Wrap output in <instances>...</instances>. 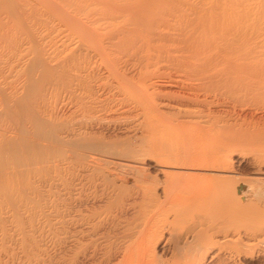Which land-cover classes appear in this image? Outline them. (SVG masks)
<instances>
[{"label": "bare ground", "instance_id": "bare-ground-1", "mask_svg": "<svg viewBox=\"0 0 264 264\" xmlns=\"http://www.w3.org/2000/svg\"><path fill=\"white\" fill-rule=\"evenodd\" d=\"M36 2L74 47L62 125L31 112L41 51L0 94V264H264V0ZM131 108L164 154L106 140Z\"/></svg>", "mask_w": 264, "mask_h": 264}, {"label": "rangeland", "instance_id": "rangeland-1", "mask_svg": "<svg viewBox=\"0 0 264 264\" xmlns=\"http://www.w3.org/2000/svg\"><path fill=\"white\" fill-rule=\"evenodd\" d=\"M10 1H11V3H10ZM55 1H58V0H55ZM74 1L75 0H71V1L67 0V3L74 4ZM76 1H79V4H80L84 0H81V1L76 0ZM34 2H36V0H31V1L30 0H23V1L22 0H20V1L0 0V38H1L0 39V94L2 95V93L3 94L6 93L5 95H2L1 97L4 96L5 101L6 102L9 101L10 104H8V105H11L15 99L19 98L20 95H22L21 93L25 94L24 93L25 88L27 86H29V82L26 83L28 81V78H29L26 70L29 67L32 59L33 58L35 59L37 54L41 51L39 53L41 56L38 55L37 57L38 58L40 57L39 59L41 60V62L43 60V59H41L42 57L44 58L45 62H47L48 60L49 61L47 63H45L43 61V63H45L46 65L44 64L45 65L44 66V65H42L43 63H41L40 67L36 70V73L34 74L35 78H34V80H32V82H33L32 91L34 93L31 92V94H30V100L32 99L31 100L32 104L30 103L32 105V111L31 112H33L32 115H34L35 113H39V114H35L34 117L37 116V118L42 120V121H52V122H54L55 125L60 126V125H62V121H63V119L61 117H63L62 116V113H63L62 103H64V102H62L64 99L63 91H62V88H60L61 82L63 81L61 79V73H60L61 71H59V70H61L60 65L62 64V60H61L60 56L62 54L64 56V54H66L68 52V51H65L66 46L69 48H73L74 43L71 42V40H70V42L72 43V44H70L69 38H68L69 32H68V34H66L68 30H66L67 28L65 27V25H63L64 23L60 19V17L58 16L59 18H56L57 14L53 13L51 10L49 11V9L47 10V8L42 6L39 2L38 3L37 2L34 3ZM28 3H30V4H28ZM83 3H81L82 6L84 5ZM18 9H19V11H18ZM24 10L25 11L27 10L26 11L27 13ZM30 10L33 12H31ZM47 11H49L50 13L49 12L47 13ZM51 12H52V14H51ZM24 14H25V16H24ZM31 16H32V18H31ZM60 21H61V23H60ZM25 25H26V27H25ZM65 30H66V32H65ZM29 35H31V36L33 35L34 37L33 36L31 37ZM5 36H6V38H5ZM66 39L68 40L69 44H68ZM5 40H6V43H5ZM35 47H38V48H35ZM68 50H70V49H68ZM62 51L63 52L65 51V53H63ZM57 53H58V56H59V53L60 54L62 53L59 56L60 58L58 56H55V55H57ZM52 55L57 57L58 61L54 56L52 59H49V57L51 58ZM54 59H56V60H54ZM53 60L55 62H53ZM52 64H53V66H52ZM41 66H43V69L41 68ZM49 67H52V71L49 70L50 69ZM53 69H55L56 71ZM46 70L49 71V73ZM38 71L39 72L41 71L40 73H42V74L40 75V73ZM45 71L47 73H45ZM6 73H7V75H6ZM44 73L46 75L45 77L43 76ZM127 73L129 75H135L138 72L135 69H130V70H128ZM102 76H103V78H105V76H107V74H105V75L103 74ZM19 80H21V81L19 82ZM12 81H14V82H12ZM58 82H60V83H58ZM23 90H24V92H23ZM53 91L55 93H53ZM57 91H59V92L57 93ZM17 94H18V96H17ZM50 98H51V100H50ZM6 99H9V100H6ZM11 99H13V100H11ZM2 100H3V98L0 99V105H1V107H0V110H1L0 111V123L2 122V124H4V125L7 123L9 125L10 122L8 120V116L3 114L4 113L3 109H5V105L7 103L5 102V104L3 105V103H1ZM51 101H53V102H51ZM39 102H40V104H39ZM41 104H43V105H41ZM9 107H11V106H9ZM34 107H36L37 109ZM128 107H131V106H128ZM39 108H40V110H39ZM34 109H36V110H34ZM38 111H42V112H38ZM51 111L53 112L54 115L52 114ZM122 111L123 110L116 111L114 113L104 115L102 117V118H104V122H105V123H103V124H105L104 127H106V125L108 126V124L110 126V127L108 126L109 131H108V134L106 135V137H107L106 140L109 142H113V141L121 142L122 140L125 141V144L121 145V149L126 153L129 152V149H130V150H132L131 153H133L135 155H138V154L141 155L144 153V152H142L143 150H150L151 147H156L155 154H158V155L164 154V152L167 150L165 148L166 145H169V143L171 142L169 137L166 136L165 133H163L161 130L154 132V131H150L151 130L150 127H148V129H147L146 128L147 124L145 125L142 118H140V116L137 115L138 110L131 108L129 111H124L123 113H122ZM47 113H49L50 116ZM71 113H72V111L70 113H68V115ZM45 114H47V115H45ZM56 114H58V115H56ZM25 116L24 115L20 116L21 122L29 125V122L27 121V118ZM54 116H55V118H54ZM56 117H58V119ZM15 118H14L15 121L18 122L17 118H19V115H15ZM76 118H78V117H76ZM119 128H121V129H119ZM245 148H247V146H245ZM248 149H249V147H248ZM144 155H145V153H144Z\"/></svg>", "mask_w": 264, "mask_h": 264}]
</instances>
